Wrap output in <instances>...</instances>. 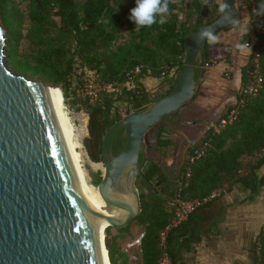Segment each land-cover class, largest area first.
Listing matches in <instances>:
<instances>
[{"label": "trees", "instance_id": "16d2710c", "mask_svg": "<svg viewBox=\"0 0 264 264\" xmlns=\"http://www.w3.org/2000/svg\"><path fill=\"white\" fill-rule=\"evenodd\" d=\"M199 1L171 3L165 24L135 29L129 19L135 0H21L26 3L25 12L16 0H0V21L6 31L5 64L16 75L59 89L63 101L73 98L72 104L79 105L75 110L88 115V138L83 143L88 157L102 162V139L123 118L117 105L124 107L125 115L145 111L172 90L183 67L188 21ZM244 2L248 32L239 35V43L247 41L251 51L247 50V62L240 68L235 105L221 117L224 125L219 121L208 127L198 141L186 147L180 180L169 201L148 194L137 179L141 213L131 225L143 230L141 256L131 262L122 251L130 226L115 230V235L106 228L104 242L110 264H183L181 252L193 251L201 241L200 211L213 204V195L236 189L253 197L264 186V15L256 14L264 0ZM202 26L203 19L196 22L194 31ZM204 57L205 52L196 61L197 81L206 73ZM85 73L93 74L99 88L92 103L77 97V91L87 84ZM256 79H260L256 91L245 93ZM152 80L160 82L155 90L149 86ZM177 119L167 118L168 124L162 121L146 135V139L154 135L153 149L163 156L174 145L167 134ZM125 142L124 129H117L109 143L114 156ZM195 151L202 155L190 162ZM146 163L141 157V172L161 193L169 169L165 163ZM100 181L98 178L94 186ZM177 203L199 206L175 224ZM248 253L249 264H264V223Z\"/></svg>", "mask_w": 264, "mask_h": 264}, {"label": "water", "instance_id": "95a60500", "mask_svg": "<svg viewBox=\"0 0 264 264\" xmlns=\"http://www.w3.org/2000/svg\"><path fill=\"white\" fill-rule=\"evenodd\" d=\"M226 3L227 15L235 17L241 9L238 0ZM207 16V5L200 8L197 3L188 21L182 71L170 93L145 111L124 116L102 139L104 174L96 188L108 216L99 212L100 204L77 177L51 87L7 68L6 31L0 21V264H104L101 233L126 229L141 213L137 179L151 196L170 200L187 149L181 153L177 176L161 193L145 179L139 161L145 159L147 133L162 121L168 124L169 116L195 99L194 68L207 47L206 41L197 40L199 32L211 29L217 35L233 28L220 13L194 31L196 22ZM119 128L126 142L114 156L109 143ZM168 186L172 189L166 190Z\"/></svg>", "mask_w": 264, "mask_h": 264}, {"label": "crops", "instance_id": "0c3cea01", "mask_svg": "<svg viewBox=\"0 0 264 264\" xmlns=\"http://www.w3.org/2000/svg\"><path fill=\"white\" fill-rule=\"evenodd\" d=\"M242 25L246 32L239 31L240 34L247 33L248 24L243 17ZM232 32L233 28L220 32L217 34L218 42L215 45L207 44L205 60L209 68L193 102L201 104L210 102V98L213 100L211 96L200 97L198 92L211 90L213 82L220 83L218 77L223 82L222 88L227 84H233L232 87L236 89V92L228 90L230 99L214 112V117H211L209 122L203 123L208 127L210 123L214 125L218 123L215 121L216 118L223 116L230 109L240 90V68L243 65L235 63L236 52L234 47L230 46ZM238 55L248 56V52L240 51ZM227 64L230 68L225 70ZM218 86L212 91H220L222 88ZM200 215L203 217L201 241L194 246L193 251L181 252L183 264H249L251 255L248 252L264 223V186L253 197H250L248 192H239L236 189L217 194L213 204L203 208Z\"/></svg>", "mask_w": 264, "mask_h": 264}, {"label": "rangeland", "instance_id": "374dc122", "mask_svg": "<svg viewBox=\"0 0 264 264\" xmlns=\"http://www.w3.org/2000/svg\"><path fill=\"white\" fill-rule=\"evenodd\" d=\"M18 2H20V6L22 11H26V3L25 2H21V0H16ZM187 2L192 1V0H186ZM222 0H213L211 2V5L208 6V15L206 18L203 19V25L210 23L211 21H213L214 19H216V17L219 16L220 12L218 11V5L219 3H221ZM238 12V18L242 21V17L246 20L248 18V14L246 10H239ZM127 34V30L123 29V36H126ZM231 43L230 46L234 47L235 50V63L237 65H244L247 62V58L248 56H239V50L236 49L235 45L237 43H239V35L240 32L239 30H237L236 28H233V32L231 33ZM224 42V41H221ZM24 44V43H23ZM225 44V43H222ZM25 45V44H24ZM23 45V47H24ZM226 46V45H225ZM244 52H247L244 51ZM209 68V67H208ZM208 68L206 67V72L208 71ZM230 68V66L227 64L226 65V69L228 70ZM206 73L198 80V88H200L201 86V82H203L204 78H205ZM89 80L92 83L90 84L91 87H87L89 86V84H86L82 89H80L79 91H77V97H80L82 99V97L88 92V91H92L95 92L97 94V96L100 94L99 93V88L95 85L94 83V77L91 73H85V75L83 76V80ZM218 80L220 83L218 82H213V84L211 85V90L209 91H199L198 93L201 96H206L209 97L211 96L213 98V100L210 98V102H205V103H194L196 98L189 103L184 109H182L180 111V122L181 124L175 125V130H169L167 136L169 137V139H171L174 143V145L168 149V151L166 152V155L163 156V154L161 152H157L153 149L154 147V135H150L147 137L146 139V149H145V159L147 161L146 165H149L150 162H161V163H165L166 166L168 167V171L171 173H174L176 167L179 165L180 163V159H181V153L185 147V141L182 137V135H185V137L187 138L188 142L190 144L195 143L196 141H198L205 133V129L206 127L204 126L205 121L209 122L211 120V117H214L213 114L214 112L227 100L230 99L229 94H228V90H235L236 89L233 86V84H227L225 88L221 87V84L223 83L220 80V77H218ZM154 81L152 84H150V88L152 90H155L157 87H159L160 82L159 81ZM218 84L220 86H218ZM50 86V85H49ZM222 88L220 91H212V89L216 88ZM52 87V86H51ZM239 92V91H238ZM198 95V94H197ZM58 96H59V103H60V107L62 110V113L64 115V117L67 119L68 123L71 126L72 129V140L75 144V152L77 154V167L78 170L80 171V173L83 175L86 183L92 187L94 186V182L98 179V178H102L103 174H104V166L102 162H92L89 157H88V153L84 147V141L86 138H88V115L83 111H76L75 108L79 107V105H73V98L70 97L68 98V100L65 102L63 101V96L61 91H58ZM62 101H63V105H62ZM236 102V101H235ZM235 102L233 104L230 105V108H232L235 104ZM120 111V115L122 117L126 116L125 115V110L123 109L124 107L121 104L117 105ZM227 113V111H226ZM232 114V113H231ZM172 168V169H171ZM154 183V181H153ZM111 234L115 235L116 231L113 228H109ZM142 228L135 226L134 224L130 225V230L129 233L125 236L124 241L122 242V245L129 243L130 241L134 240L139 234L142 233ZM103 238L105 239V234L103 235Z\"/></svg>", "mask_w": 264, "mask_h": 264}, {"label": "clouds", "instance_id": "9594fccd", "mask_svg": "<svg viewBox=\"0 0 264 264\" xmlns=\"http://www.w3.org/2000/svg\"><path fill=\"white\" fill-rule=\"evenodd\" d=\"M207 0H205V3ZM136 6L130 10L129 19L136 25L135 29L140 27H151L154 24L163 25L167 22L169 14V6L171 3H179V0H135ZM229 5L226 0H222L218 5V11L222 14L224 22L230 24L241 32H246L242 25V21L235 17L227 15ZM257 15H264V2H262L256 10ZM198 41H206L209 45H215L218 37L211 29H205L199 32ZM239 51H251V47L247 41L237 43L235 45Z\"/></svg>", "mask_w": 264, "mask_h": 264}, {"label": "built area", "instance_id": "2783aa9c", "mask_svg": "<svg viewBox=\"0 0 264 264\" xmlns=\"http://www.w3.org/2000/svg\"><path fill=\"white\" fill-rule=\"evenodd\" d=\"M261 32H264L262 30ZM205 67H207V64H205ZM139 72V68L135 70V74ZM93 75V74H92ZM94 77V76H93ZM132 79V78H131ZM88 80V79H87ZM89 86L92 83L91 81H86ZM260 84V79H256L254 83L250 84L247 88H245L244 92L251 94L256 91L258 88V85ZM107 91L111 90V86H105L104 87ZM97 98V94L92 91H88L83 97L82 100L85 101L86 99L92 103ZM225 121L221 120L220 125H224ZM202 155V151H195L193 155L189 157V161L193 162L194 160L198 159ZM216 195H213L212 197H215ZM199 206V203H177V213H176V221L175 224L185 220L187 216L197 207ZM143 237V233L139 234L134 240L130 241L129 243H126L122 245V251L127 255L129 261L131 262H137L140 259L141 256V239ZM164 264H167L166 261L163 262Z\"/></svg>", "mask_w": 264, "mask_h": 264}, {"label": "bare ground", "instance_id": "6f19581e", "mask_svg": "<svg viewBox=\"0 0 264 264\" xmlns=\"http://www.w3.org/2000/svg\"><path fill=\"white\" fill-rule=\"evenodd\" d=\"M51 87V86H49ZM53 91L54 94V98H55V102H56V107H57V111H58V116H59V120H60V124L62 127V130L64 132V135L66 137L74 164H75V169H76V174L77 177L84 183V185L86 186V188L88 189V191L90 192V194L92 195V197L100 204V210L99 212H101L103 215L108 216V210L107 208L104 206V203L101 199V197L98 194L97 188L90 186V184L88 185L83 177V175L80 173V171L78 170L77 167V154L75 152V144L72 140V129L70 124L68 123L67 119L64 117L61 107H60V103H59V96H58V91L60 92L59 89H55L53 87L50 88ZM62 105H63V101H62ZM103 239V233H101V240ZM104 264H110L109 261L107 260V255H106V251L104 250Z\"/></svg>", "mask_w": 264, "mask_h": 264}, {"label": "flooded vegetation", "instance_id": "af4514ba", "mask_svg": "<svg viewBox=\"0 0 264 264\" xmlns=\"http://www.w3.org/2000/svg\"><path fill=\"white\" fill-rule=\"evenodd\" d=\"M238 2H239V6L241 7L240 10H243V11L246 10V6H245V2H244V0H238ZM198 3H199L200 8L203 7L204 5H207V7H208L209 5H211V3H210V4H208V2L205 3V0H200ZM237 13H238V12H237ZM233 28H234V27H233ZM207 50H208V45H207V47H206V50L204 51V52H205V55H206ZM215 51H216V50H215ZM179 116H180V112L177 113V114H174V115H171V116L168 117V118H175V117L178 118V119L175 121V123L173 124L172 128H171L172 130H175V125L181 124L180 119H179ZM204 126L206 127V129H205V131H206L207 128H208V126H207V125H204ZM182 137H183L184 141L186 142L184 148L190 146L191 144L188 142V140H187V138L185 137V135H182ZM179 164H180V163H179ZM171 169H172V168H171ZM181 169H182V168H181ZM178 172H179V165L176 167L174 173H171V172L167 171L166 173H167V175L169 176L167 182L171 181V178H172V177L177 176ZM180 175H181V172L179 173V180H180ZM179 180H178V181H179ZM178 181H177V184H178ZM165 189H166V190H170V189H172V187H171V186H168V187H166ZM174 192H175V191L171 192L170 195H172ZM170 195H169V196H170Z\"/></svg>", "mask_w": 264, "mask_h": 264}, {"label": "snow or ice", "instance_id": "6c2138e0", "mask_svg": "<svg viewBox=\"0 0 264 264\" xmlns=\"http://www.w3.org/2000/svg\"><path fill=\"white\" fill-rule=\"evenodd\" d=\"M0 39H2V37H0Z\"/></svg>", "mask_w": 264, "mask_h": 264}]
</instances>
